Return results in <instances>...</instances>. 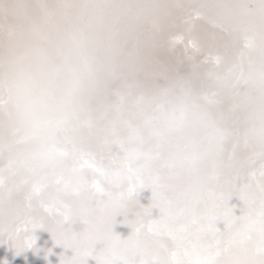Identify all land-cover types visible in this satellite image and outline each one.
Returning a JSON list of instances; mask_svg holds the SVG:
<instances>
[{"label":"snow or ice","instance_id":"1","mask_svg":"<svg viewBox=\"0 0 264 264\" xmlns=\"http://www.w3.org/2000/svg\"><path fill=\"white\" fill-rule=\"evenodd\" d=\"M160 69L184 119L99 207L115 127L85 118ZM37 230L59 264H264V0H0V242L35 254Z\"/></svg>","mask_w":264,"mask_h":264},{"label":"bare ground","instance_id":"2","mask_svg":"<svg viewBox=\"0 0 264 264\" xmlns=\"http://www.w3.org/2000/svg\"><path fill=\"white\" fill-rule=\"evenodd\" d=\"M117 95H131L133 97L144 95L152 97L157 103L163 102L166 108L171 107L174 109L177 116H180L182 113L185 115L182 108L184 90L181 87V82L178 78L171 76L163 69L158 70L155 77L150 78L144 83L129 82V85L125 89L112 95V104ZM153 107H155V104ZM113 126L115 127V133L110 136V139L113 141L111 145L103 149L98 146H92L89 149L95 153L98 160L103 158L104 161L101 171H89L87 173L88 183L92 186L93 196L99 207L108 205L121 193L125 192L128 188L127 176L129 174L134 175L144 168L145 162L143 156L140 160L133 163L126 157V152L135 151L143 154L148 149L154 148L153 142H149L146 145H129L124 143V138L127 136L129 130L138 126L137 122L131 121L127 124L123 122L115 123V118L111 110L107 113L102 110L97 111L92 113L91 116L86 117L83 130L85 133L102 135L101 129H112ZM150 155L155 156V152H151ZM154 162L155 160L152 163ZM113 177H119V183L115 182ZM148 196H150L149 192L145 191L142 193L141 202L147 204L148 201L145 197ZM238 203L239 202L236 201L235 198L230 201V204L238 205ZM116 231L120 233L123 238L129 234L130 229L118 227ZM35 236L37 237L36 247L39 251L35 254L32 251H28L18 258L14 257L13 251L10 248V242L9 244L0 242V264H3L5 259L9 264H59V257L61 255L66 257L72 255L71 250L56 246L51 239L50 233L47 231L37 230ZM3 239V237H0V241H3ZM49 250H51L50 254Z\"/></svg>","mask_w":264,"mask_h":264},{"label":"clouds","instance_id":"3","mask_svg":"<svg viewBox=\"0 0 264 264\" xmlns=\"http://www.w3.org/2000/svg\"><path fill=\"white\" fill-rule=\"evenodd\" d=\"M155 104V107L153 105ZM112 113L115 123L137 122V127L129 130L124 138V143L129 145H146L149 142L154 143V148L148 149L145 153L127 151L126 157L133 163L140 160L143 156L144 167L151 165L159 156L160 143L164 134L175 131L173 123L184 119V114L180 116L175 114L171 107L166 108L164 103H157L152 97L144 95H117L112 104ZM155 152V156L150 155ZM119 177H113V180L119 183Z\"/></svg>","mask_w":264,"mask_h":264}]
</instances>
